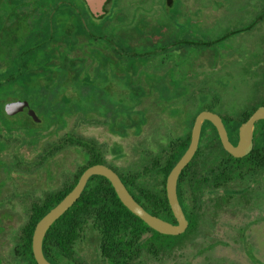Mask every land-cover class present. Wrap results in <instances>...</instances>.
<instances>
[{"label":"flooded vegetation","instance_id":"flooded-vegetation-1","mask_svg":"<svg viewBox=\"0 0 264 264\" xmlns=\"http://www.w3.org/2000/svg\"><path fill=\"white\" fill-rule=\"evenodd\" d=\"M230 4L236 10L235 21L251 18L250 22L209 39L208 33L221 28L216 23L221 21L216 20L221 17L218 8L223 7L199 1L193 6V0H0V224L14 215L28 219L33 210L43 208L47 195L61 192L64 183L72 181L86 164L88 151H99L105 161L102 165L118 176L122 174L106 162V144L85 137L82 130H101L125 138L130 129L135 135H145L149 126L150 133L162 140L157 144L158 152L172 139H181L189 128L191 136L198 114L211 112L221 119L228 140L236 146L243 123L237 140H232L225 120H243L249 115L248 120L264 106V52L259 46L258 53H251L261 59L262 69L254 76L247 73L248 80L259 84L252 85L255 90H250L251 96L242 97L233 116L225 114L222 94L208 80L219 68V55L236 61L250 54L237 55L231 50L239 43L234 40L250 39L240 35L253 31L257 24L262 23L254 32L264 34V0ZM209 7L214 12L212 20L204 15L198 28L193 15ZM193 31L196 36L206 35L204 41L193 40ZM199 54L207 71L194 74L193 60ZM205 100L212 102L210 109L198 108ZM260 101L263 104H258ZM260 121L264 119L254 125L251 153L258 147L255 138ZM207 123L201 125L193 158L203 129H210ZM176 127L180 134L172 131ZM48 137L52 139H45ZM65 152L78 158L82 155L84 163L65 166L56 160ZM140 154L143 163L146 154L144 150ZM254 156L258 166L248 173L237 168V176L226 179L222 172L216 192H211L206 182L195 189V181L190 180L184 233L188 237L217 216L235 217L241 211L253 214L240 229V236L250 264H261L242 234L251 229L255 235L261 233L264 224V158ZM166 222L176 224L174 217ZM191 222L194 225L189 230ZM12 259V264H23Z\"/></svg>","mask_w":264,"mask_h":264},{"label":"trees","instance_id":"trees-1","mask_svg":"<svg viewBox=\"0 0 264 264\" xmlns=\"http://www.w3.org/2000/svg\"><path fill=\"white\" fill-rule=\"evenodd\" d=\"M248 116L243 120H225L232 140H237L238 127L247 121ZM207 126L210 129H203L196 156L184 168L177 181V197L185 214L189 210L187 201L191 179L195 181V189H199L206 182L211 192H216L222 172L226 179H233L238 174L237 168L246 174L258 166L254 161L255 154L264 158V121L257 125L255 142L258 147L242 159L228 154L222 148L213 126L210 123ZM189 129L178 141L172 139L168 145L161 146L160 151L145 152V161L137 172L125 176L119 174L133 198L148 213L165 221L173 219L166 197L165 181L188 147ZM223 160L226 164L220 165ZM238 162L241 164L238 165ZM96 164H105L102 154L96 150L88 151L86 164L80 168L74 179L66 181L64 189L56 195H47L43 208L32 211L25 225L14 237L12 257L18 263L36 264L31 248L35 225L75 186L81 173ZM150 176L153 183L141 181ZM198 209L199 206L195 208ZM195 210L192 217L196 215ZM192 225L194 223L191 222L189 230ZM185 238L186 233L167 236L155 232L123 206L105 178L92 176L75 204L47 231L42 242V252L51 264H146L147 260L158 259L160 255L180 247ZM85 241L95 246L89 259L79 255V247Z\"/></svg>","mask_w":264,"mask_h":264},{"label":"rangeland","instance_id":"rangeland-1","mask_svg":"<svg viewBox=\"0 0 264 264\" xmlns=\"http://www.w3.org/2000/svg\"><path fill=\"white\" fill-rule=\"evenodd\" d=\"M198 1L203 5L223 7L222 9L218 8L221 17L219 20H216L221 21L216 22L221 28L217 29L215 33L213 32V34L212 32L208 33L209 39L220 36L224 33V30L228 28L238 29L239 27H245L246 23L250 22L251 18L241 20V22H237L233 19L236 10L231 7L230 3H235L236 0H193V6L197 4ZM205 9L206 8H202V12L200 11V13H195L193 15V19L196 21L195 24H197L198 28L200 25H203L202 18L204 15H208L210 20H212L211 18L214 12H212L210 7L208 10ZM257 13L258 12H255V14ZM224 16L232 18L230 20H226L225 18L223 19ZM222 25L226 27H223ZM261 25L262 23L257 24L255 28H252L253 31L249 32V30H246V33L243 32L240 35L243 37L244 34H246L245 36H249L251 40L246 37V40L241 39L243 41L234 40V43H239L235 44L234 51L231 50V52H234L237 55L258 53L259 46L260 50L264 52V34L260 36V31L254 32ZM192 38L196 41H204L206 35L196 36L193 31ZM258 40L259 42L257 43ZM230 41H232V39ZM260 41L263 42L262 45L259 44ZM230 48L232 47L230 46ZM250 54L244 56V59L240 57V60L236 61H234L235 58L233 59L232 56L219 55L216 60L219 68L216 71H212V76H210L208 80L210 85H214L221 92L223 97L222 108H224L225 114L227 113L230 116H233L240 107L241 104L239 105V101H242V97L251 96L252 94L250 93V90H255L254 86L259 84L256 83L254 85L251 80H248L247 73L251 72V75L254 76V73H257L262 69L261 59ZM201 58L202 57L199 54L193 60L194 74H197V72L199 73L201 70L207 71V67L202 64ZM215 73L217 74L215 75ZM212 89V92L216 91L214 88ZM209 96L211 97V95ZM262 102L263 101H260L258 104H263ZM211 105L212 102L205 100L202 104L198 105V108L200 107L207 110L210 109ZM128 121L131 123V120ZM171 122L175 123V120H171ZM145 130V135L138 136L134 134V130L130 129L128 137L125 138L111 136L101 130H82L81 132L85 134V137H92L100 143H105L106 145L103 149V154L106 162L118 169V171L123 175H126L135 173L137 170L141 169L140 163H142V156L140 151L144 150V152L154 153L158 148L157 144L162 143L160 137H157L154 133H150L151 129L149 126H147ZM172 131L175 134L181 133V129L178 127L174 128ZM45 139H52V137ZM56 160L63 162L65 166H70L74 162L79 163L80 165L84 163L82 155L78 158L77 155L69 152H65L63 155H60L56 158ZM151 178L152 177L150 176V178H145V180L142 179L141 181L153 183L154 180ZM17 212L22 215V211L18 210ZM253 217V214L251 216L244 211L239 212V214L235 215V217L230 215L223 217L217 216L212 221L210 220L211 222H207L208 224L204 227H200L197 231L190 235L188 234V237L185 238L180 247H176L172 251L160 255L158 259H149L146 264H250L243 248L240 229L243 228L244 224ZM26 220L27 217L14 215L1 221L0 225L2 227V231H0V264H12L14 261L11 256V249L14 244L12 236L18 232V229L25 223ZM262 226L261 233L257 232L255 235L253 229H251V231L247 233L244 232L242 234H244V241H248L253 247L252 252L255 255L256 260L261 262V264H264V224ZM207 245L210 247L204 252L202 249ZM94 250V244L85 241L79 247V255L86 256V258L89 259L93 255Z\"/></svg>","mask_w":264,"mask_h":264},{"label":"water","instance_id":"water-1","mask_svg":"<svg viewBox=\"0 0 264 264\" xmlns=\"http://www.w3.org/2000/svg\"><path fill=\"white\" fill-rule=\"evenodd\" d=\"M89 2H98L99 0H88ZM102 1V0H101ZM259 119H264V106L255 110L250 118L241 125L239 129V140L236 146H233L228 140L226 130L221 119L211 112H201L195 119L190 136V143L169 172L165 191L168 204L170 206L176 224H170L161 218L148 213L129 193L119 176L109 167L97 164L87 168L80 176L74 188L67 193L53 208H51L35 225L32 235V254L36 264H51L43 255L42 242L50 227L63 216L79 199L84 187L92 176H101L105 178L112 186L123 206L133 215L144 222L149 228L161 235L178 236L184 233L188 223L178 202L176 186L179 175L183 169L192 160L198 146L201 125L204 121L210 122L217 131L223 148L235 158H243L249 155L253 149V130L254 125Z\"/></svg>","mask_w":264,"mask_h":264}]
</instances>
